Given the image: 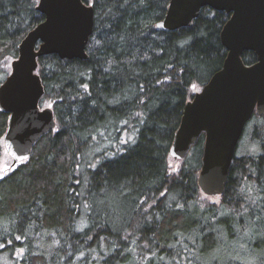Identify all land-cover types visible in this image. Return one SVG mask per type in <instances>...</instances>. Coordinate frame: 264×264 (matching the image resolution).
Returning a JSON list of instances; mask_svg holds the SVG:
<instances>
[{
	"label": "trees",
	"instance_id": "1",
	"mask_svg": "<svg viewBox=\"0 0 264 264\" xmlns=\"http://www.w3.org/2000/svg\"><path fill=\"white\" fill-rule=\"evenodd\" d=\"M38 1L0 0V85L44 20ZM82 2L87 59H37L56 125L0 179V264H264V116L246 125L260 150L235 153L218 204L197 185L203 134L169 166L185 104L226 57L229 15L204 7L163 32L169 0ZM7 123L0 110V157Z\"/></svg>",
	"mask_w": 264,
	"mask_h": 264
},
{
	"label": "water",
	"instance_id": "2",
	"mask_svg": "<svg viewBox=\"0 0 264 264\" xmlns=\"http://www.w3.org/2000/svg\"><path fill=\"white\" fill-rule=\"evenodd\" d=\"M204 7L229 15L220 32L226 57L185 104L169 157L183 160L203 134L197 185L203 195L218 197L245 125L254 114L264 116V0H169L155 26L163 32L190 27ZM36 10L44 20L21 41L18 57L0 85V110L8 115L2 145L13 166L27 160L36 142L56 125L52 109L39 107L44 90L37 59L56 55L86 60L93 32V9L82 0H39ZM245 52L254 54V64L243 63Z\"/></svg>",
	"mask_w": 264,
	"mask_h": 264
},
{
	"label": "rangeland",
	"instance_id": "3",
	"mask_svg": "<svg viewBox=\"0 0 264 264\" xmlns=\"http://www.w3.org/2000/svg\"><path fill=\"white\" fill-rule=\"evenodd\" d=\"M199 91H197V92H199ZM44 108H50V107L48 105L41 107V109H44ZM255 124H256V122L253 121L251 124H249L246 127V129L243 132L241 139L237 145V148L235 151L236 154H238V155H244V154L254 155V154H257V152L260 150L259 146L257 145V142H256L257 141V138H256L257 135H254V132L257 133L256 130L254 131V125ZM179 164H180V160H174V159L170 158L169 166L171 168H173V169L177 168V166H179ZM14 167L15 166L12 165L11 158L5 153V151H3L1 154V157H0V177H2L5 173H7L9 170L13 169ZM203 196L206 198V200L210 204L216 205L220 201L219 197H208L205 195H203Z\"/></svg>",
	"mask_w": 264,
	"mask_h": 264
},
{
	"label": "snow or ice",
	"instance_id": "4",
	"mask_svg": "<svg viewBox=\"0 0 264 264\" xmlns=\"http://www.w3.org/2000/svg\"><path fill=\"white\" fill-rule=\"evenodd\" d=\"M158 27H162V25H158ZM0 179H3V177H0Z\"/></svg>",
	"mask_w": 264,
	"mask_h": 264
}]
</instances>
